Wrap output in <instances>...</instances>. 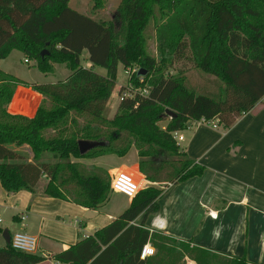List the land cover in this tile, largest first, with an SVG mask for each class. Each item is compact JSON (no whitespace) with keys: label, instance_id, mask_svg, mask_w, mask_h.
<instances>
[{"label":"trees","instance_id":"obj_1","mask_svg":"<svg viewBox=\"0 0 264 264\" xmlns=\"http://www.w3.org/2000/svg\"><path fill=\"white\" fill-rule=\"evenodd\" d=\"M26 1L31 9L0 0V59L18 50L35 60L42 73L53 72V64L64 65L70 73L63 81L31 86L44 98L29 118L5 109L19 81L0 70V134H17L36 152L55 160L29 162L0 141V183L8 192L34 193L45 176L44 196L98 209L113 192L110 176L106 169L78 160L107 154L122 157L131 147L136 149L139 170L150 182H161L164 169L171 183L199 176L204 166L181 151L172 132L201 119H218L227 128L264 96V0H121L115 20L81 13L69 6V0ZM93 1L99 5L101 0ZM151 36L155 56L147 51ZM42 49L48 54L41 56ZM186 51L196 69L216 78L217 95L190 88L180 70L168 73ZM84 61L90 65L84 66ZM119 64L146 70L141 78L133 74L129 82L134 89L146 88L148 95L136 93L120 100L109 119L104 111ZM95 67L104 68L106 74L97 73ZM23 106L12 110L29 115L35 108ZM166 110L172 117L160 126ZM18 119L23 122L17 123ZM81 139L105 144L81 154ZM162 191L153 185L140 189L115 220L53 259L68 264H250L244 257L227 258L191 245L190 240L150 232L145 219L158 210ZM140 215V223L133 224ZM148 241L155 253L140 259ZM44 259L16 251L10 241L0 247V264H37Z\"/></svg>","mask_w":264,"mask_h":264},{"label":"crops","instance_id":"obj_2","mask_svg":"<svg viewBox=\"0 0 264 264\" xmlns=\"http://www.w3.org/2000/svg\"><path fill=\"white\" fill-rule=\"evenodd\" d=\"M83 65L90 64L84 61ZM57 66L64 65L53 64V72L50 74L55 77L46 83L63 81L69 75L66 71L58 74ZM23 88L33 91L31 85ZM33 92L38 96L34 114L44 96L37 91ZM18 99L22 100L21 95ZM10 104L7 111L15 113L10 111ZM188 125L182 130L183 133L180 131L183 140L178 145L181 151L205 169L201 175L181 182L148 181L139 170L137 160L129 156L132 151V155L137 157L134 147L122 157L107 154L109 156L78 161L96 160L91 166L106 169L110 179L119 170L127 171L140 178V189L151 185L163 189L158 198V210L148 214L145 219V226L150 232L181 241L190 240L191 245L227 258L244 257L250 264H262L264 102H257L249 112L237 117L227 128L218 119L208 120L207 123L192 121ZM38 183L34 193L24 189L8 192L0 183V247L8 243L3 237L4 230L9 237L17 231L28 233L36 239L34 253L45 257L37 264H55L53 255L80 241L84 235H92L111 223L129 206L133 198L112 190L100 208L90 209L70 200L44 196L42 191L46 182L39 187ZM8 211L11 219L5 221L1 214ZM22 214L26 216L25 219L20 218ZM141 219L142 215L132 223L138 225ZM146 244L153 247L150 241ZM187 264L196 263L189 261Z\"/></svg>","mask_w":264,"mask_h":264},{"label":"rangeland","instance_id":"obj_3","mask_svg":"<svg viewBox=\"0 0 264 264\" xmlns=\"http://www.w3.org/2000/svg\"><path fill=\"white\" fill-rule=\"evenodd\" d=\"M13 1L14 3L12 4V6H16L20 9L26 10V9H31L33 7V5L27 2L26 0H13ZM120 2L121 0H101L100 4L96 5L93 0H69L68 4L73 9L81 13H84L86 15H89L93 18H96L99 20L100 19L101 20H110V19L115 20L114 18H115L117 8ZM146 45H147L148 53L150 55L155 56L156 55V41L153 36L148 38V40L146 41ZM84 55L85 56L87 55L86 51L83 52V56ZM189 55L190 54L188 53V51H186L185 55H183L180 59L175 61L173 66L168 70V73L174 74L176 73L177 70H180L184 73L186 77V84L190 88L194 89L196 92H199V93L207 92L210 95H214V96L217 95L219 88H218V81L216 80V78H214L211 75L202 73L201 71L196 69L192 64V61L190 60ZM24 58H25V55L22 52L18 50H13L6 58L0 59V70L4 71L5 73L9 75H12L19 81V83L15 84L13 88L11 99L8 102V104L5 106L6 110L9 107L10 102H12L15 96V93L21 95L22 100L17 98V100L14 101L13 104L12 103L10 104V108H9L10 110L14 108L19 109V107H22L23 104H25L28 107H35L36 102L38 100V96L31 94L29 96L30 98L25 99L24 95L21 93V91H23V89L21 88L28 87L29 85L34 86L36 84L50 82L51 79L53 80V77H55L53 76V74L40 72L38 68L36 67L35 60L29 59V62H25ZM57 65H60V64H57ZM64 67L65 66H62V67L57 66V73L63 74L65 73V71L67 73H70V70ZM94 70L101 75L106 74V70L102 67H95ZM129 81H130L129 77L124 73V68L122 67V65L119 64L118 69H117V78H116L115 87L113 89L111 98L109 102L107 103L105 111H104V115L106 118H109V119L112 118L117 112V108L119 104V97L116 96V92H118L120 87H126V85L130 84ZM22 84H24L25 86H23ZM15 113L23 114L21 110H17L15 111ZM29 115H32V113H29ZM168 118L169 116L166 113H164L161 119L159 120L158 124L160 126L162 125L164 126L166 122L168 121ZM78 119H79L78 121L80 122V124L84 123L85 121L83 118H78ZM16 122L22 123L23 121H21V119H18ZM0 135H1L0 141L3 142L7 147L12 148L14 151L22 154L25 160L35 161L38 159V160L49 161L51 163L55 162L54 159L49 158V154L47 153L41 154V152H36V150L33 148L32 143L21 139V137L18 136L17 134H0ZM104 156L106 157L109 155H104ZM129 156H132L131 157L132 160H137L136 155H132V151H130ZM94 161L96 160H92V161L83 160L80 162L82 165L89 167L93 165V163H95ZM100 162L104 164L103 163L104 161L102 162L100 160ZM2 163L3 162L0 161V164ZM168 178L169 176L166 173V169H164V171H162L159 174V180H161V182L162 181L166 182ZM46 181H47V177L43 176L41 178V181H38L39 183L37 182L38 187L43 185ZM111 181H112V178H111ZM1 218L5 221H10L11 219L10 212L8 211L6 213H2ZM0 244H2L1 240H0Z\"/></svg>","mask_w":264,"mask_h":264},{"label":"built area","instance_id":"obj_4","mask_svg":"<svg viewBox=\"0 0 264 264\" xmlns=\"http://www.w3.org/2000/svg\"><path fill=\"white\" fill-rule=\"evenodd\" d=\"M24 61L29 62V59L24 58ZM138 70H139V67L137 65H134L131 67L124 68V73L128 77H131L133 74L137 73ZM140 80H142V79H140ZM120 88L122 90L120 91V89H119L117 94H116V96L119 97V101L124 99V98L131 97V96L135 95L136 93H138L140 95H148V90L146 88L134 89V88H132L131 84L126 85V87H120ZM33 91H35V90H33ZM33 91L29 90L28 88L27 89L23 88V91H21V93L24 95L25 99H28V98H30L29 96L31 94H34ZM259 101L264 102V96H262V98ZM40 104H41V102L38 104L34 114L32 112L33 116L35 115ZM10 111H12V110H10ZM13 111L15 112L17 110H13ZM8 113L11 115H22V116L27 117V114H25V113H23L25 115L19 114V113H10V112H8ZM29 118H31V117H29ZM199 121L204 122V123L208 122L207 120H204V119H201ZM172 137L174 138V140L176 141L177 144L183 140V135L180 131H173ZM140 186H141L140 178H136L131 173L124 171V170H119L114 175V177L112 178V181H111V189L114 192L123 193L130 198L134 197L137 194V192L140 190ZM25 217L26 216L24 214H22L20 216L21 219H25ZM85 237H88V235H84V238ZM10 243H11L12 248L15 249L16 251L26 252V253H34L36 250V239H35V237L28 234V233L22 232V231H17L15 233H13L12 236L10 237ZM154 253H155V250L152 246H150L149 244H144L141 248L139 257H140V259H144L148 256L153 255ZM54 262H55V264H68V263H60L57 260H54Z\"/></svg>","mask_w":264,"mask_h":264},{"label":"water","instance_id":"obj_5","mask_svg":"<svg viewBox=\"0 0 264 264\" xmlns=\"http://www.w3.org/2000/svg\"><path fill=\"white\" fill-rule=\"evenodd\" d=\"M44 54H48V51L46 49H42L40 51V55L43 56ZM146 74V70H144L143 68L139 67L138 72L136 73L137 77H141L143 75ZM165 113L169 116L172 117V112L170 110H166ZM105 142L104 141H92V140H85V139H81L78 140V148H79V152L81 154L97 147V146H102L104 145ZM3 237L5 238L6 242L10 241V237L9 234L6 230L3 231Z\"/></svg>","mask_w":264,"mask_h":264}]
</instances>
